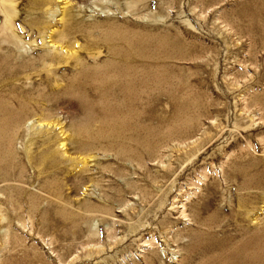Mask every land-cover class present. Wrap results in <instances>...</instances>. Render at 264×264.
<instances>
[{"label":"rangeland","instance_id":"1","mask_svg":"<svg viewBox=\"0 0 264 264\" xmlns=\"http://www.w3.org/2000/svg\"><path fill=\"white\" fill-rule=\"evenodd\" d=\"M11 1L0 264H264V0Z\"/></svg>","mask_w":264,"mask_h":264},{"label":"bare ground","instance_id":"2","mask_svg":"<svg viewBox=\"0 0 264 264\" xmlns=\"http://www.w3.org/2000/svg\"><path fill=\"white\" fill-rule=\"evenodd\" d=\"M11 3H12L11 0H0V12L3 14V21L0 25V40L11 41V44L17 45L19 42L21 43V41L18 40L19 37L17 36L15 29L13 28V15H14L15 11H14ZM50 42H53V46H54L55 41L50 40ZM59 54L60 53H57L56 57H60L61 55H59ZM3 59H4L3 56H0V76H3V75L13 76L18 70L16 68H8L7 66H5L4 62L2 61ZM139 86H140V84L136 83V84H133V85L127 87V90L125 91V95L130 94V93H137L136 98L139 99L140 98ZM123 90H125V86L123 87ZM117 99H119V98H114L115 101H117ZM107 111L111 112V113H108V115L113 114V110H107ZM116 111H118V110H116ZM93 134H94V136L91 138L92 141L102 140L100 142L105 143L107 140L110 143H115L109 139H106L107 137L104 138L103 135L99 133V130H97ZM108 136L111 137L112 135L109 134ZM103 139H106V140H103ZM74 143H76V142L74 141ZM90 145H91V143H84V144L79 143V144H76L75 150L77 152H82V150H84L85 148H87ZM223 256H225V254H222L221 250H219L217 253L212 254L204 262H202L200 264H230L229 261H227L226 259H223ZM230 256L233 259L232 263L235 264V260L239 259V258H243L244 253H241L238 256L236 251H232L230 253Z\"/></svg>","mask_w":264,"mask_h":264}]
</instances>
